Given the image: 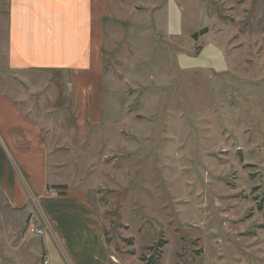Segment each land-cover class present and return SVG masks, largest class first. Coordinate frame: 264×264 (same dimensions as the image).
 Segmentation results:
<instances>
[{
  "label": "rangeland",
  "instance_id": "374dc122",
  "mask_svg": "<svg viewBox=\"0 0 264 264\" xmlns=\"http://www.w3.org/2000/svg\"><path fill=\"white\" fill-rule=\"evenodd\" d=\"M131 3L115 0L107 24L97 124L76 131L75 102L91 101L69 74L30 76L49 180L100 206L114 264H264V0H180L186 26L223 46L220 73L219 52L197 45L180 62L204 69L182 70L178 42ZM3 228L5 264H40L38 233Z\"/></svg>",
  "mask_w": 264,
  "mask_h": 264
},
{
  "label": "crops",
  "instance_id": "0c3cea01",
  "mask_svg": "<svg viewBox=\"0 0 264 264\" xmlns=\"http://www.w3.org/2000/svg\"><path fill=\"white\" fill-rule=\"evenodd\" d=\"M130 2L133 10L146 7L138 14L151 20L152 34L178 42L181 50L175 57L182 70L204 69L180 62L181 55H196L195 45L198 56L207 48L214 55L219 52L222 67L215 72L227 70L223 46L210 42L211 32L196 36L198 29L186 26L180 0ZM114 6L115 0H0V229L10 236L28 230L30 223L38 225L42 233L35 235L38 244L33 247L40 248V264H114L102 209L87 190L52 188L59 183L49 180L50 153L42 124L28 106L30 76L60 72L70 75L67 84L75 101H91L85 110L75 102L76 131L84 130V119L100 121L103 51ZM218 35L212 39L223 41ZM23 83L28 84L26 91ZM4 252L1 244L0 264H5Z\"/></svg>",
  "mask_w": 264,
  "mask_h": 264
},
{
  "label": "built area",
  "instance_id": "2783aa9c",
  "mask_svg": "<svg viewBox=\"0 0 264 264\" xmlns=\"http://www.w3.org/2000/svg\"><path fill=\"white\" fill-rule=\"evenodd\" d=\"M27 228L31 233H38V234L42 233V229L38 227V225L36 224L30 223V225Z\"/></svg>",
  "mask_w": 264,
  "mask_h": 264
},
{
  "label": "trees",
  "instance_id": "16d2710c",
  "mask_svg": "<svg viewBox=\"0 0 264 264\" xmlns=\"http://www.w3.org/2000/svg\"><path fill=\"white\" fill-rule=\"evenodd\" d=\"M53 188H64V185H53Z\"/></svg>",
  "mask_w": 264,
  "mask_h": 264
}]
</instances>
